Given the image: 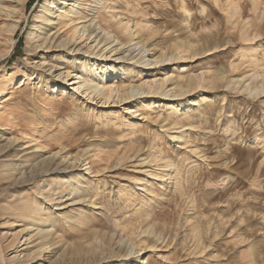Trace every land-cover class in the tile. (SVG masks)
Here are the masks:
<instances>
[{
    "label": "rangeland",
    "instance_id": "1",
    "mask_svg": "<svg viewBox=\"0 0 264 264\" xmlns=\"http://www.w3.org/2000/svg\"><path fill=\"white\" fill-rule=\"evenodd\" d=\"M3 6L0 264H264V0ZM36 200L67 217L37 256Z\"/></svg>",
    "mask_w": 264,
    "mask_h": 264
},
{
    "label": "bare ground",
    "instance_id": "2",
    "mask_svg": "<svg viewBox=\"0 0 264 264\" xmlns=\"http://www.w3.org/2000/svg\"><path fill=\"white\" fill-rule=\"evenodd\" d=\"M16 2H18V4H26L28 0H14ZM5 2H13V0H0V10H4L5 6L4 3ZM87 16H82L81 18H86ZM51 22V18L49 16H45L43 18V23L44 24H48ZM85 27V25H84ZM251 33V32H250ZM243 37H245V39L249 38V32L244 31L242 33ZM252 35V34H251ZM67 59V58H66ZM85 81H88L85 80ZM194 82L190 81L188 83V86H193ZM77 89H79V87H75V91H77ZM13 150V147H11V149H9V153L10 151ZM9 166H14L13 162L8 164ZM17 168L13 167V169L15 170ZM56 174V176H60V175H70V172L67 173V171H63V169L60 168H47L45 170H42L40 172H38L34 177L33 175L30 177L29 180H33L34 182H39L43 179L44 176L49 175V174ZM57 177V178H58ZM71 179L75 178V176H71ZM59 180V179H58ZM57 181V180H56ZM58 183V182H57ZM22 185H27L29 184L28 180H22L21 181ZM79 188H82L81 186ZM76 190V189H75ZM65 191L60 192L59 194H49L48 196V200L52 205H56V204H63V197L65 196L64 194ZM71 192L69 190V194L71 195ZM75 193V191H74ZM69 199H74L71 196H68V200ZM74 201V200H73ZM25 203H21L19 205H15L11 212L9 213L11 216V221H9V228H13L15 226H18L19 223L23 222L25 225V229H23L22 232L26 231V234H28V237L26 240H31L30 243H35V247H40L37 250H35V256H37L39 253L43 252L45 250V247L50 243V241H52L54 239V236L56 234L57 231H62L61 226L64 224V220L67 219V217H65L64 215H62L61 213H59L58 211H53L50 207H44V208H39L40 205V201L36 200L35 203H28L27 201H23ZM65 208V207H64ZM53 229L49 228H44V227H51ZM38 230L36 233L32 234V232ZM8 234L9 232H6V238L8 239ZM11 240L12 242L15 243L16 247H19V243L21 242L19 240L20 235L16 234V233H11ZM41 246H42V250H41ZM21 256V255H20ZM16 256L14 255V258ZM26 259H20L18 261L20 262H25ZM22 263V264H23ZM129 264V263H126Z\"/></svg>",
    "mask_w": 264,
    "mask_h": 264
}]
</instances>
